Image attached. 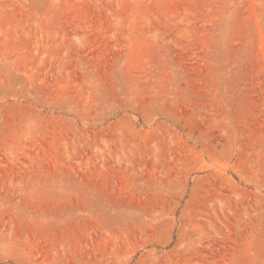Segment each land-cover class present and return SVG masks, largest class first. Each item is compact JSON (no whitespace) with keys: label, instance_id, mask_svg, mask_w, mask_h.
I'll return each mask as SVG.
<instances>
[{"label":"rangeland","instance_id":"374dc122","mask_svg":"<svg viewBox=\"0 0 264 264\" xmlns=\"http://www.w3.org/2000/svg\"><path fill=\"white\" fill-rule=\"evenodd\" d=\"M0 264H264V0H0Z\"/></svg>","mask_w":264,"mask_h":264}]
</instances>
